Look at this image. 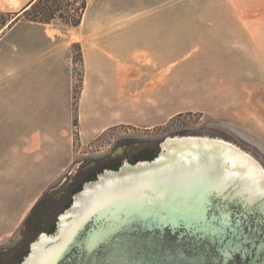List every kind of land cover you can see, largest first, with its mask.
<instances>
[{"label":"crops","instance_id":"0c3cea01","mask_svg":"<svg viewBox=\"0 0 264 264\" xmlns=\"http://www.w3.org/2000/svg\"><path fill=\"white\" fill-rule=\"evenodd\" d=\"M41 1L46 4V0H0V16H11L0 21V160H5L0 174L12 172L8 168H13L14 159L20 160L21 168L32 164L49 169L70 156V140L63 138V132L73 124L74 47L81 49L84 68L79 135L90 143L112 128L156 126L169 118L175 31H204L206 15L211 14L229 16L225 21L238 27V15L252 11L190 5L205 0H86L81 15L28 18ZM151 14L159 16V23L134 22L136 16ZM178 19L195 22L174 23ZM135 30L140 31L142 45L126 59L127 32ZM208 34L203 35L209 38ZM136 52L142 55L138 60L133 59ZM127 61L137 71L128 73ZM208 63L195 69L197 77L214 78L218 73Z\"/></svg>","mask_w":264,"mask_h":264},{"label":"water","instance_id":"95a60500","mask_svg":"<svg viewBox=\"0 0 264 264\" xmlns=\"http://www.w3.org/2000/svg\"><path fill=\"white\" fill-rule=\"evenodd\" d=\"M21 264H264V167L226 137L167 138L86 183Z\"/></svg>","mask_w":264,"mask_h":264},{"label":"rangeland","instance_id":"374dc122","mask_svg":"<svg viewBox=\"0 0 264 264\" xmlns=\"http://www.w3.org/2000/svg\"><path fill=\"white\" fill-rule=\"evenodd\" d=\"M190 5L237 6L252 11L238 15V27L233 25V21H225L229 16L211 14L206 15L204 31L174 32L173 102L167 111L169 118L159 125H122L110 129L95 141L82 142L77 109L84 68L81 49L73 48V124L68 132H63V138L70 140V156H63L49 169L32 164L29 169L21 168L20 160L14 159L13 168H8L12 172L0 174V255L9 253L24 240L25 226L36 204L33 205L34 201L47 196L59 197L62 184L79 168L120 153L124 146L129 150H139L153 145L160 152V144L170 137L185 134L226 137L252 150L264 167V0H205L204 3L191 2ZM147 6L150 5L144 7ZM40 8L54 10L51 14L68 19L71 14L81 15L82 0H46ZM37 11L34 9L27 17L36 18ZM7 19L11 20V16H0L3 23ZM133 19L136 24L160 21L159 16L152 14ZM194 22L192 19L174 21L184 25ZM205 31L209 32V38L203 35ZM223 32L235 37H223ZM127 33L125 57L129 59L141 43L139 30ZM141 56L136 52L133 59L138 60ZM205 62L219 70L214 78L197 77L195 69L203 67ZM125 66L128 73L137 71L128 61ZM107 71L111 73L112 67L109 66ZM65 150L66 141L63 139V154ZM4 162L0 160V171L5 167Z\"/></svg>","mask_w":264,"mask_h":264},{"label":"flooded vegetation","instance_id":"af4514ba","mask_svg":"<svg viewBox=\"0 0 264 264\" xmlns=\"http://www.w3.org/2000/svg\"><path fill=\"white\" fill-rule=\"evenodd\" d=\"M155 149L156 147L153 145H146L139 150H129L127 146H124V148L120 150V153H113L104 159L97 160L90 164L89 167L79 168L78 171L72 174L71 177L62 184V192L59 197L47 196L42 200L33 213L32 220L25 226L26 232L24 231V240L9 253L0 255V264H21L28 255L31 244L37 240L40 235L44 233L54 234L58 228L59 217L72 206L74 196L79 193H76V191L79 188L83 189L84 185L88 183L86 182L88 178L94 175L98 177L100 171L113 170L117 165L121 167L126 162L135 164L137 163L136 160L143 156V152L145 154L152 153L153 151L158 152ZM69 202H71V205L66 208ZM44 214V220L42 224L39 225L38 218L40 215ZM52 227H55V231L54 233H49Z\"/></svg>","mask_w":264,"mask_h":264},{"label":"trees","instance_id":"16d2710c","mask_svg":"<svg viewBox=\"0 0 264 264\" xmlns=\"http://www.w3.org/2000/svg\"><path fill=\"white\" fill-rule=\"evenodd\" d=\"M42 2H43V1H41V3H42ZM41 3L36 4V5L33 7L32 11H33L34 9H38V11H37L38 16H37L36 18H32V20L37 21L38 19H41V20H50V19H52V18L54 17L55 14H51V12H53L54 10H51V9L48 10V9H46V8L41 9V8H40V4H41ZM85 6H86V0H82V8H81V10H84ZM38 7H39V8H38ZM32 11H31V12H32ZM46 14H48L47 17H45ZM49 15H50V16L53 15V16L49 17ZM39 16H40V17H39ZM61 17H63V16H61ZM75 99H76V98H75ZM156 156H157V152H155V151L152 152V153H146V154L143 152V156H142L141 158L137 159L136 162H139V161H152L153 159H155ZM119 167H120V165H117L116 168H114L113 170H118ZM101 172H103V171H100V173H101ZM96 179H97V175H94V176H92L91 178H88L86 182H89V181H95ZM81 190H82V188H79V189L76 191V193H77V192H80ZM42 200H43V199H41V200L38 202V204L35 206V208L33 209V212H32V214H31V216L29 217V219L27 220L26 225L32 220V219H31V218H32V215H33V213L36 211L37 207L40 205V203L42 202ZM70 205H71V202L68 203V205L66 206V208H68ZM44 217H45V214L39 216V218H38V219H39V222H38L39 225L42 224V222H43V220H44ZM54 231H55V227H52V229L50 230L49 233H54Z\"/></svg>","mask_w":264,"mask_h":264}]
</instances>
